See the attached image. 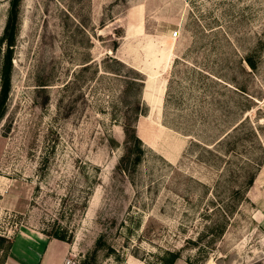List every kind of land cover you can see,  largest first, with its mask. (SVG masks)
Segmentation results:
<instances>
[{
    "label": "rangeland",
    "instance_id": "rangeland-1",
    "mask_svg": "<svg viewBox=\"0 0 264 264\" xmlns=\"http://www.w3.org/2000/svg\"><path fill=\"white\" fill-rule=\"evenodd\" d=\"M12 65L0 264H264V0H20Z\"/></svg>",
    "mask_w": 264,
    "mask_h": 264
},
{
    "label": "trees",
    "instance_id": "trees-1",
    "mask_svg": "<svg viewBox=\"0 0 264 264\" xmlns=\"http://www.w3.org/2000/svg\"><path fill=\"white\" fill-rule=\"evenodd\" d=\"M19 6H20V0H9V7L6 15V21L2 33L0 35V122L6 114L8 98L12 87V73H13L12 55H13V47L15 45L16 36L18 32ZM137 101L138 103L136 110L138 111L136 116L132 120H135L140 115V113L141 114L143 113V110L141 109L140 106V99H138ZM133 129L134 127L131 124L126 125L125 127L126 134L130 138L134 137V139L136 140V145H131V139L128 137L129 139L128 142H130L128 147L129 155L126 158L120 160L118 164L119 165L118 168L121 170H123V168L129 170V167H131V165L137 166L141 160L142 155L144 154V149L141 148L142 147V141L140 140L141 137L139 134H137L138 137H136L134 135ZM131 155H133L134 158L132 161H129V157ZM252 182H253V177H251L247 185H251ZM220 208L222 209V207ZM225 225L226 223L224 222H218L213 225H208L210 234H215L214 236L219 237L224 233V228L226 227ZM50 236L52 238H56L62 241H67L64 239V237L60 236L58 233H53ZM176 257H178V253L172 255L173 260H175ZM172 259L171 262L173 261Z\"/></svg>",
    "mask_w": 264,
    "mask_h": 264
},
{
    "label": "crops",
    "instance_id": "crops-1",
    "mask_svg": "<svg viewBox=\"0 0 264 264\" xmlns=\"http://www.w3.org/2000/svg\"><path fill=\"white\" fill-rule=\"evenodd\" d=\"M51 242H54L56 248L63 246V243L60 240L53 239L52 241L48 242L46 248ZM36 264H46L45 261H43V256H40ZM51 264H61L59 253L57 254V257L53 260Z\"/></svg>",
    "mask_w": 264,
    "mask_h": 264
},
{
    "label": "built area",
    "instance_id": "built-area-1",
    "mask_svg": "<svg viewBox=\"0 0 264 264\" xmlns=\"http://www.w3.org/2000/svg\"><path fill=\"white\" fill-rule=\"evenodd\" d=\"M176 35H177V33L174 32V36H176ZM64 264H75L74 257H68V258H66L65 261H64Z\"/></svg>",
    "mask_w": 264,
    "mask_h": 264
}]
</instances>
